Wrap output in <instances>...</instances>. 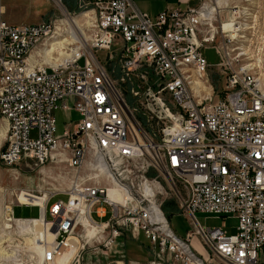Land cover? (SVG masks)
I'll return each instance as SVG.
<instances>
[{
	"label": "built area",
	"instance_id": "obj_1",
	"mask_svg": "<svg viewBox=\"0 0 264 264\" xmlns=\"http://www.w3.org/2000/svg\"><path fill=\"white\" fill-rule=\"evenodd\" d=\"M76 1L90 13L89 34L60 62L44 52L61 21L0 20V165L64 164L108 183L75 176L65 200L16 202L10 222L32 220L13 217L14 206H29L54 229L43 264H57L77 226L84 236L107 230L111 242L142 234L151 264H264V20L245 0H183L155 17L133 0ZM211 72L222 78L216 93ZM57 111L78 114L59 134ZM149 170L167 175L168 191ZM166 200L191 231L172 229ZM196 213L234 218L235 232L202 227ZM66 264H83L80 250Z\"/></svg>",
	"mask_w": 264,
	"mask_h": 264
},
{
	"label": "rangeland",
	"instance_id": "obj_2",
	"mask_svg": "<svg viewBox=\"0 0 264 264\" xmlns=\"http://www.w3.org/2000/svg\"><path fill=\"white\" fill-rule=\"evenodd\" d=\"M169 1L175 3L163 2L167 5V8L178 5L176 2L177 0ZM217 1V6L221 8L220 5L223 4L224 6V3L230 4V2L234 0ZM245 1H247V5L251 9L250 13L257 14L260 20H264V0ZM23 2L27 4L31 3V24L48 20L61 21L62 30L58 32V35L61 36H57V34H55L53 37L54 39L57 37L58 42L65 40L69 41L71 36L70 31L72 30L71 27L68 26L67 20L75 19H77L78 24L74 23V26L78 27L80 34L79 39L81 38L82 40H87L89 34L88 25L85 22L87 18H83L84 14H86V10L78 9L76 0H23ZM133 3L142 12L157 9L161 4L158 2L146 6L138 0H133ZM88 14V18H90V13ZM33 20H35V22H33ZM53 38H50L46 42V45L50 44L48 43L49 41H54ZM75 45L77 44H74L73 46L64 45L63 52L68 55L69 51ZM203 55L207 62L211 65H215L218 62L215 52L212 49L203 50ZM55 56L58 59H62L60 54L58 56L56 54ZM209 80L214 93H216L219 88L222 87V78L217 72H211ZM214 99H216V96ZM54 117L57 122L58 134L62 132L65 123L69 121L76 122L78 120V114L74 111H57L54 113ZM0 132L4 134L2 138L0 137L1 151L5 145L6 133V125L1 118ZM136 174L140 175V173ZM144 175L149 179L159 176V174L152 172L151 170L146 171ZM75 176L83 177L87 183L91 185L97 184L103 186L108 183L103 175L97 176L94 174L90 175L79 173L77 170L69 169L64 164H46L41 167H36L33 170H27L23 166L12 169L5 168L0 165V264H39L38 257L32 252V246L41 245V240H39L41 238H39L36 234L32 235V232L30 231L31 233H29V230H24L23 228L25 227L26 229V224H20L17 221L10 222L7 216V209L9 206L15 204L16 202L18 203L17 199L23 192L33 195L38 194L36 196L44 194L48 196L51 193H58L56 199L65 200L66 197L63 196V194L67 192L71 185V181ZM159 178L162 185L168 191L166 184V180H168L167 175H161ZM163 206L168 212L174 213L170 216L169 221L172 229L175 230L177 234L184 235L186 231L192 230L186 215L178 210L173 202L166 200ZM104 207L107 215L110 216V208L107 206ZM96 208L97 207L94 209ZM12 211L13 217L16 219H39L37 218L38 210L35 207L16 205L12 208ZM195 218L202 227L220 228L226 233L235 232L237 222L234 218H216L200 213H196ZM90 231L92 230H90L89 227L86 231L87 235L84 236V231L77 226L72 233V238H74L75 241L78 240L79 242L77 244V249L80 250V258L82 259L83 264H118L120 261L122 264H151L150 262L154 259V254L148 240L144 238L142 234H140L137 238L127 234H122L111 242V237L107 230H95L94 234ZM107 242H109V244L105 246L104 244ZM192 244L199 254L203 256L208 254L206 248L202 245L201 240L197 236L192 237ZM82 245H84L83 248ZM78 250L75 251L77 252ZM65 252H67V250L64 251V253ZM57 264L64 263L58 260Z\"/></svg>",
	"mask_w": 264,
	"mask_h": 264
},
{
	"label": "bare ground",
	"instance_id": "obj_3",
	"mask_svg": "<svg viewBox=\"0 0 264 264\" xmlns=\"http://www.w3.org/2000/svg\"><path fill=\"white\" fill-rule=\"evenodd\" d=\"M88 17H89V14H84L83 18H87L85 22L89 26L90 18H88ZM74 23L78 24L77 23V19H75V20H67V24H68V26L71 27V30H72V31H70L71 36H70L69 41L65 40V41L58 42L57 41V39H58L57 37H55V39L53 38L54 41H52V42L49 41L48 42L50 44L47 47L50 46V51L44 52L45 56L52 57V59L55 60V62H60L64 58H67L68 56H70V54L66 55L67 53L63 52V49H64V45L65 46H73L75 43L78 42L77 40L79 39L80 34H79V31H78V27H75ZM79 27H81V26H79ZM60 31H61L60 28L56 30L57 36H61V35H58V32H60ZM56 54H57V56L60 54L62 59H58L55 56ZM3 136H4V134L0 132V137L2 138ZM98 175H102V174H98ZM103 177H104V175H103ZM104 178L107 180L106 177H104ZM108 188H110V187L108 186ZM47 197L48 196L46 194L36 196V195L30 194V193L23 192V193H21L19 195L17 200H18V203H20V204L29 202V203H32V204L39 205ZM7 216H8V220L11 221V208L10 207L7 209ZM17 222L20 223V224H26V229L24 227L23 228L24 230H29V233L32 232V235L36 234V235H38L39 238H41V239H39V240H41L40 241L41 245L32 246V252L38 257L39 264H43L42 253H43V251H45V249H47L48 247L51 246V242L53 241L54 235H55L54 231H53V228L52 227L50 228L49 225H47L44 221H42V218L38 219V220L25 221L24 223H21V221H17ZM90 230H92L90 232H92L94 234L95 229H94L93 226L90 227ZM97 230H99V229H97ZM73 240H74V238L70 239L71 248L69 250H67V252H65V253H64V251H66V250H64L62 252V254L56 260V263H58V260L62 261V263H64V264L69 262V260L72 257L74 251L77 249V244L79 243L78 240H76V241L75 240L73 241ZM37 242H38V240H37ZM118 264H122V262H118Z\"/></svg>",
	"mask_w": 264,
	"mask_h": 264
},
{
	"label": "crops",
	"instance_id": "obj_4",
	"mask_svg": "<svg viewBox=\"0 0 264 264\" xmlns=\"http://www.w3.org/2000/svg\"><path fill=\"white\" fill-rule=\"evenodd\" d=\"M138 1L146 6L158 2L161 3L159 8L146 10V12H144L148 14L150 17H155L161 11L165 9H169L166 7L167 5H165V3L163 2L166 3L172 2L169 0H138ZM176 2L178 3L179 1L177 0ZM0 20H4L12 25L31 24V3L27 4L23 2V0H0ZM33 22H35V20H33Z\"/></svg>",
	"mask_w": 264,
	"mask_h": 264
},
{
	"label": "trees",
	"instance_id": "obj_5",
	"mask_svg": "<svg viewBox=\"0 0 264 264\" xmlns=\"http://www.w3.org/2000/svg\"><path fill=\"white\" fill-rule=\"evenodd\" d=\"M163 210L166 213L168 219L170 218V216H172L174 214L172 212H168L167 210H165L164 206H163Z\"/></svg>",
	"mask_w": 264,
	"mask_h": 264
},
{
	"label": "water",
	"instance_id": "obj_6",
	"mask_svg": "<svg viewBox=\"0 0 264 264\" xmlns=\"http://www.w3.org/2000/svg\"><path fill=\"white\" fill-rule=\"evenodd\" d=\"M53 231H54V229H53Z\"/></svg>",
	"mask_w": 264,
	"mask_h": 264
}]
</instances>
